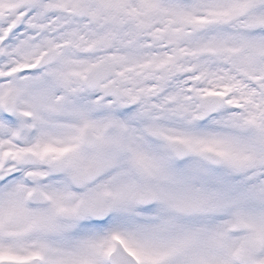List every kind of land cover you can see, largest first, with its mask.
<instances>
[{
	"label": "snow or ice",
	"instance_id": "1",
	"mask_svg": "<svg viewBox=\"0 0 264 264\" xmlns=\"http://www.w3.org/2000/svg\"><path fill=\"white\" fill-rule=\"evenodd\" d=\"M0 264H264V0H0Z\"/></svg>",
	"mask_w": 264,
	"mask_h": 264
}]
</instances>
